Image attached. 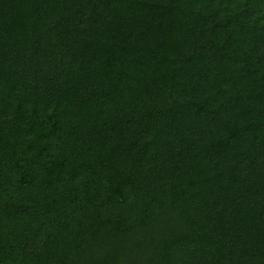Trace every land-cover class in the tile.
Segmentation results:
<instances>
[{"label": "trees", "instance_id": "trees-1", "mask_svg": "<svg viewBox=\"0 0 264 264\" xmlns=\"http://www.w3.org/2000/svg\"><path fill=\"white\" fill-rule=\"evenodd\" d=\"M0 264H264V0H0Z\"/></svg>", "mask_w": 264, "mask_h": 264}]
</instances>
